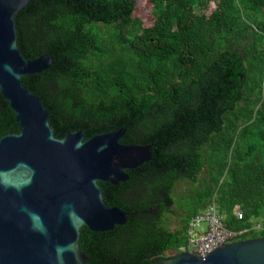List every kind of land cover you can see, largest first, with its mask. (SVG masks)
<instances>
[{
  "label": "trees",
  "instance_id": "16d2710c",
  "mask_svg": "<svg viewBox=\"0 0 264 264\" xmlns=\"http://www.w3.org/2000/svg\"><path fill=\"white\" fill-rule=\"evenodd\" d=\"M150 2L149 23L135 0H30L16 15L25 57L54 60L22 80L56 137L124 127L123 142L154 144L126 181H98L105 203L129 216L110 231L81 228L88 264L178 254L188 222L213 201L228 229L264 225V0ZM18 131L0 92V137Z\"/></svg>",
  "mask_w": 264,
  "mask_h": 264
},
{
  "label": "water",
  "instance_id": "95a60500",
  "mask_svg": "<svg viewBox=\"0 0 264 264\" xmlns=\"http://www.w3.org/2000/svg\"><path fill=\"white\" fill-rule=\"evenodd\" d=\"M29 2L0 0V92L19 126L0 137V264H88L81 228L110 231L129 216L105 203L98 181H126V170L152 159L154 144L123 142L124 127L86 139L83 129L54 135L49 110L22 80L54 63L48 53L26 58L18 46L16 15ZM153 264H264V235Z\"/></svg>",
  "mask_w": 264,
  "mask_h": 264
},
{
  "label": "built area",
  "instance_id": "2783aa9c",
  "mask_svg": "<svg viewBox=\"0 0 264 264\" xmlns=\"http://www.w3.org/2000/svg\"><path fill=\"white\" fill-rule=\"evenodd\" d=\"M235 215L243 218L239 206L234 208ZM224 215L215 201L195 214L186 229V241L178 249V252H190L199 256H205L215 248L226 243L240 240L251 231L264 230L260 220L254 221L250 227L239 230L228 229L224 222Z\"/></svg>",
  "mask_w": 264,
  "mask_h": 264
},
{
  "label": "rangeland",
  "instance_id": "374dc122",
  "mask_svg": "<svg viewBox=\"0 0 264 264\" xmlns=\"http://www.w3.org/2000/svg\"><path fill=\"white\" fill-rule=\"evenodd\" d=\"M135 10L134 15H137L144 20L145 23L151 22V2L150 0H135ZM105 31V28L102 27ZM166 256L175 255L173 251H167Z\"/></svg>",
  "mask_w": 264,
  "mask_h": 264
}]
</instances>
